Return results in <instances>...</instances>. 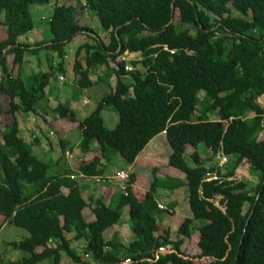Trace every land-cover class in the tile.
Wrapping results in <instances>:
<instances>
[{
  "label": "trees",
  "instance_id": "obj_1",
  "mask_svg": "<svg viewBox=\"0 0 264 264\" xmlns=\"http://www.w3.org/2000/svg\"><path fill=\"white\" fill-rule=\"evenodd\" d=\"M62 1L55 0L48 22L52 39L46 48L63 58L64 46L85 34L74 64L80 89L91 86L90 70L107 66L109 59L125 52L140 55L129 61L133 70L126 69L127 62L119 64L115 89L78 122L82 152L90 153L96 142L100 154L79 171L100 175V160L110 162L114 155L131 164L151 139L166 131L173 151L169 165L186 175L192 212L178 233L190 236L194 220H204L197 227L200 255L189 257L181 250L183 238L172 241L168 231L156 236L155 183L140 202L131 175L126 189L107 204L102 198L84 197L75 177L79 171L50 174V162L34 154V144L20 136L15 113L36 114L42 108L54 72L24 76L25 56L36 50L19 38L34 28L32 5L51 0H0V94L9 97L15 117L0 131V214L28 231L24 239L9 243L25 257L1 264L46 259L60 264L63 256L77 264H117L127 258L132 264H150L147 259L168 244L172 250L151 264H264V188L258 197L264 182V104L259 102L264 96V0H86L80 7L98 18L107 42L81 24L78 6L58 5ZM82 51L86 68L79 59ZM127 74L128 82L123 78ZM200 91L205 93L202 99ZM107 106L119 116L113 129L105 127L102 118ZM54 111L77 121L68 106ZM201 143L208 157L198 160L191 154V166L184 157L186 147ZM219 152L231 159L223 173L210 162ZM244 160L256 177L254 183L233 179ZM213 173L218 179L206 180ZM218 196L219 206L214 202ZM126 205H131L130 225L136 236L128 246L117 234L109 241L104 238V232L119 223ZM87 208L95 220L85 219ZM73 232L75 240L85 241L83 255L71 248L66 234Z\"/></svg>",
  "mask_w": 264,
  "mask_h": 264
},
{
  "label": "crops",
  "instance_id": "obj_2",
  "mask_svg": "<svg viewBox=\"0 0 264 264\" xmlns=\"http://www.w3.org/2000/svg\"><path fill=\"white\" fill-rule=\"evenodd\" d=\"M51 1L54 2L55 0ZM68 2L73 1L65 0L64 2H59L58 5H62L64 3L66 5L77 7L78 0L74 1L72 4ZM85 2L86 0H82L81 5H84ZM54 3L57 6V3ZM32 12V14L36 13V15H33L34 28L29 33L21 36L19 41L21 43L27 44L29 49L36 51L25 56L22 66L23 75L30 76L35 73H47L53 70V76L56 77L57 81L54 83L49 81V84L46 87V98L44 99L42 108H40L36 113L39 115L34 117L36 114L31 115L33 113H20L22 115V117H20L21 120H19L20 136L23 137L26 142L33 143L34 154L41 159L49 161L50 166L56 164L59 165V169H64L66 167V161L68 165L73 163L74 168H70L73 172H78L81 168V165L88 164L91 162V160H93V158H95V156L100 158L96 142L93 143L90 153L85 155L82 152L80 148L82 133L78 126V122L83 121L88 115H90L97 108L99 102L104 98V96L110 94L112 90L115 89L117 84L116 71L119 68V64L121 62H127L126 69L129 67L131 70H133V66L129 64V61L132 59H140V55L138 53L125 52L115 59H109L107 66L100 65L94 70H90L89 79L92 82L91 86L80 89L78 78L74 71V64L76 60V51L79 46L86 41L85 38L87 39V37L85 34H81L75 40L67 43L64 46L65 55L63 58H60L57 52H53L46 48L48 45H50V41L52 39V36H48L44 29L45 19L47 18L45 16V12H47L46 6L37 5L36 8L34 6ZM87 14L94 17V15L87 8L80 9L79 17L81 18V24H86L83 21V17H85ZM49 19L50 17L47 19L48 22ZM86 25L95 31V29L90 26L89 23ZM95 32L99 34L100 38L107 42V33L104 32L101 35L99 32ZM73 43H75V47L71 48ZM85 58L86 54L84 51H82L79 59L81 60L84 68H86ZM138 68L141 69L140 66H138ZM61 77L63 79H61ZM123 78L124 80H127V82L130 80V76L128 74L124 75ZM92 89H96V93L99 94V101L94 110L90 109L89 111H86V107L90 102L87 94L90 93V95H93L91 92H88ZM130 90H132V88ZM200 93L205 95L203 91H200L198 96ZM202 98L199 96V99ZM260 99L259 102H261ZM59 105L68 106L74 112L77 121L71 122L68 119L60 118L54 111V109H56ZM108 108L112 109V107L107 106L101 112L104 125L107 127L106 121H112L113 126L115 127L119 121V117L117 123H115L116 115L113 112H110L105 117L103 116V114L105 115V111ZM198 114L199 113H197V115ZM211 119H215V117H212ZM47 125H49V127H47ZM114 127L107 128L113 129ZM50 132L53 133L51 136ZM56 133L61 134L59 139L55 137ZM260 135V138H264V131ZM30 137H34V139L32 140ZM199 147L200 144L196 148L191 145H187L184 157L188 153H190V156L191 154L195 153L198 160L207 158V148H205L206 154L203 155L200 152ZM50 152H54L52 161L48 160L46 157ZM172 152V148L166 136V131H164L151 139L146 147L138 154L133 163L128 164L120 155H114L110 162H106L103 159L100 160L98 166L101 170L100 175L89 176L84 175L79 171L80 175H75V177L80 183L81 188L84 189L83 195L85 198H88L89 196L102 198L107 204L110 202L112 196L115 193L124 191L128 186V181L116 176L119 172H126L129 173L130 176L132 175L134 177L131 188L133 194L140 202L145 199L147 191L150 189L152 184L155 183V206H153L152 214L157 221L158 231L156 232V236L168 231L172 241L183 238L181 250L189 257H195L200 255V249L198 247L199 233L197 227L204 224V220H194L193 224L191 225L192 233L190 236L179 235L178 231L180 226L185 221V219L192 218V212L188 202L189 190L186 184V175L183 171L169 165V157ZM83 154L85 156H83ZM219 155L227 157V162L222 166L219 164V160L217 158ZM230 161L231 159L229 156L219 152L210 162L211 165L215 166L217 170H220L223 173ZM67 169H69V167H67L65 170ZM245 170L249 173V175H251L250 164L247 160H244L239 165L233 179L250 180V178L245 176V173H242ZM54 173L56 172L54 171ZM213 174L218 176L217 173ZM208 178L209 177L207 176L206 180H209ZM92 180H95V182ZM218 199L219 196L214 201L217 206H219V203H216ZM85 210V219L89 222L95 220V216L91 210L89 208ZM124 211L128 212V217L121 223L120 220V225L117 223L111 227L110 229L112 230L110 231L109 235H106V230L104 232V238L109 241L114 235L117 234L121 243L128 246L133 240L136 239L131 225H128V222L130 224L131 220V205H126L124 207L121 219H124ZM7 222L8 221L4 222V220L0 222L3 223L0 231H2L4 225ZM74 235V232L66 234L67 238L70 240L71 248H73L79 255H83L85 244L81 246V251H78L80 250L79 241L83 240H75ZM49 242L52 244L56 241L50 240ZM52 246H56V244H53ZM163 247L165 248V251H167L163 252L162 255L169 253L172 250V246L170 244ZM43 248L44 247H40L37 249V251L40 252L43 250ZM11 260L17 261V259L13 258ZM64 260H68L69 262H64ZM156 261H150V264ZM74 263L75 262L70 258L63 256L60 264Z\"/></svg>",
  "mask_w": 264,
  "mask_h": 264
},
{
  "label": "rangeland",
  "instance_id": "obj_3",
  "mask_svg": "<svg viewBox=\"0 0 264 264\" xmlns=\"http://www.w3.org/2000/svg\"><path fill=\"white\" fill-rule=\"evenodd\" d=\"M71 1L74 2L76 0H71ZM54 2L51 1L49 4L44 5V6H46V10H47V12H45L46 13L45 16L47 18L45 19L44 29H45L46 34L48 36H51V34L48 31V27L49 26H48V20L47 19H48V17H50L52 15L53 10H54V8L56 6V4ZM62 2H64V1H62ZM73 2H68V3L72 4ZM81 2H82V0H78V3H77V6H79L80 9L82 8V7H80L81 6ZM34 6L36 8L37 5H32V9H33ZM32 9H31V11H32ZM33 15H36V13H34ZM175 16H176L175 17V20H176L177 14H175ZM83 18H84L83 21L86 24L89 23V25L92 26L95 29V31L99 32L101 35L104 33V31H103L101 25L99 24L98 19H97V17L95 15H94V17H92L91 15L87 14ZM3 31L4 30L2 28H0V37H2L4 35ZM1 34H2V36H1ZM85 40H86V38H85ZM73 47H75V43H73L71 48H73ZM8 62H9V65L11 66L12 73L14 75H17L18 67H17V65L16 66L13 65V63H12L13 62V57L12 56L8 57ZM127 70H131V68L127 67ZM50 81L52 83H54V82L57 81V79H56L55 76H53V77H51ZM88 92H91L93 95H90V93L87 94L88 95V99H89L90 102H89V105L86 107V111H89L90 109L94 110L95 107L97 106L98 101H99V94L96 93L97 92L96 89H92L91 91H88ZM199 96H200V98H202L204 96V94L200 93ZM9 101H10L9 97L0 94V131H2L4 129L6 123L12 122L15 117L18 120V122H19V120H21L20 117H22V115L20 114L21 112H16L15 113V117L13 116V114H11V112L9 111V107H10L9 106ZM260 101L262 103H264V97H262L260 99ZM110 112H113L116 115L115 123H117L119 116H118V113L116 111H114L113 109H111V108L106 109L105 115L103 114V116L104 117L107 116ZM31 115H34V114H31ZM37 115H39V114L34 115V117H36ZM106 126L109 127V128L114 127L112 121H106ZM47 127H49V125H47ZM31 136H32V134H31ZM60 136H61L60 133H56L55 134V137L57 139H59ZM30 138L32 140L34 139V137H30ZM205 148H206L205 144L201 143L200 147H199V150H200V152L203 155L206 154V149ZM53 156H54V152H50V153H48V155L46 157H47L48 160L52 161L53 160L52 159ZM83 156H85V155L83 154ZM185 157H186V162L189 165L192 166V165L195 164L193 159H192V157L190 156V153L186 154ZM118 158H119V156H118ZM65 166L66 167L64 169H59V165H56V164L55 165H51L49 173L52 174L55 171L56 173H54V174H57V173L62 174L67 167H69V169L70 168H74L73 163H70L68 165V163L66 161H65ZM245 171H243L242 173H245V176L250 178V180L254 183L256 177L254 178L253 176H251L252 175V173H251L252 170H250L251 175H249V173L247 171L246 172ZM92 181L95 182V180H92ZM216 203L218 204L219 201L217 200ZM123 215H124V217H123L124 219H121L120 223L122 221H124L128 217V212L124 211ZM160 215H162V214H160ZM3 220H4V222H6L7 219H6V217L4 215L0 214V222L3 221ZM120 223H119V225H120ZM128 225L130 226L129 222H128ZM111 230L112 229H110V228H109V230L107 229L106 235H109ZM27 235H28V231H26L25 229L19 228V227L13 225V224H9L8 222L4 225L2 231H0V264H1V260L9 261V260H11L13 258V259H17V261H18V260L23 259L25 257V253L23 251L13 249L9 245V242L18 241V240L24 239ZM51 241H54V240H51ZM49 244L53 245V244H56V242H54L52 244H51V242H49ZM83 244H85L84 240L83 241H79L80 250H78V251H81V246ZM67 261L68 260H64V262H67ZM38 264H52V259H46L44 261L39 262Z\"/></svg>",
  "mask_w": 264,
  "mask_h": 264
},
{
  "label": "built area",
  "instance_id": "obj_4",
  "mask_svg": "<svg viewBox=\"0 0 264 264\" xmlns=\"http://www.w3.org/2000/svg\"><path fill=\"white\" fill-rule=\"evenodd\" d=\"M61 79H63L62 77H61ZM217 158H218V160H219V164L222 166V165H224L226 162H227V157L226 156H217ZM117 177H120L121 179H124L125 181H128L130 178V175H129V173H126V172H119V173H117V175H116ZM208 179L209 180H216V179H218V176L217 175H215V174H208ZM167 251V250H166ZM165 251V248L164 247H161L159 250H158V252H157V254H156V256L154 257V258H152V259H148V261L150 262V261H156L158 258H159V256L160 255H162V253L163 252H166ZM87 257H88V255H86ZM131 263H133V260L132 259H130V258H127L126 260H124L123 261V263L122 262H120V263H117V264H131ZM74 264H77V263H74Z\"/></svg>",
  "mask_w": 264,
  "mask_h": 264
},
{
  "label": "water",
  "instance_id": "obj_5",
  "mask_svg": "<svg viewBox=\"0 0 264 264\" xmlns=\"http://www.w3.org/2000/svg\"><path fill=\"white\" fill-rule=\"evenodd\" d=\"M263 188H264V182H263V184H262V186H261V190H260V192H259L258 197L261 195Z\"/></svg>",
  "mask_w": 264,
  "mask_h": 264
},
{
  "label": "clouds",
  "instance_id": "obj_6",
  "mask_svg": "<svg viewBox=\"0 0 264 264\" xmlns=\"http://www.w3.org/2000/svg\"><path fill=\"white\" fill-rule=\"evenodd\" d=\"M53 134L52 132H50V135Z\"/></svg>",
  "mask_w": 264,
  "mask_h": 264
}]
</instances>
